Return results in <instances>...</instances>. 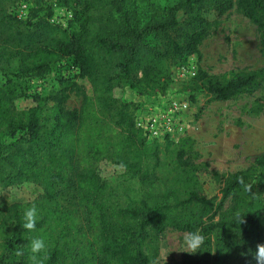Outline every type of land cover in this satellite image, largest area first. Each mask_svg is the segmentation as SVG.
<instances>
[{
    "label": "trees",
    "instance_id": "trees-1",
    "mask_svg": "<svg viewBox=\"0 0 264 264\" xmlns=\"http://www.w3.org/2000/svg\"><path fill=\"white\" fill-rule=\"evenodd\" d=\"M42 1L72 13L68 26L52 15L21 19L28 0H0V72L16 79L0 82V137H9L0 142V190H43L27 203L0 197V264H159L171 229L205 240L208 258L190 255L183 264H264V155L237 173L202 171L184 150L172 152L170 138L149 142L137 128L140 107L123 98L128 86L144 98L165 95L174 69L234 9L257 26L264 56V0ZM63 66L67 74L47 95L22 86ZM191 83L194 92L228 102L263 89L264 67L229 79L200 71ZM73 94L83 103L71 111ZM103 162L122 171L129 204L101 176ZM131 179L141 188L135 200ZM36 242L42 247L34 251Z\"/></svg>",
    "mask_w": 264,
    "mask_h": 264
},
{
    "label": "rangeland",
    "instance_id": "rangeland-1",
    "mask_svg": "<svg viewBox=\"0 0 264 264\" xmlns=\"http://www.w3.org/2000/svg\"><path fill=\"white\" fill-rule=\"evenodd\" d=\"M159 5L168 6L178 0H157ZM30 17L52 15L51 20L68 26L72 13L59 8L54 1L28 0ZM214 22L216 17L209 15ZM261 36L256 25L247 19L238 9L227 13L219 20V26L203 44L197 55L191 57L186 65L174 69L172 84L165 95L144 98L131 86L123 92V98L136 102L140 109L163 108L173 99L186 103L188 110L180 115L183 131L171 140L175 143L172 152L175 155L184 150L196 166L202 171L233 174L252 167L255 161L264 155V88L250 95L240 96L228 102H216L203 92L192 90V80L203 71L211 76L225 79L264 67L261 51ZM55 70V71H54ZM45 76H31L23 82L27 94L42 93L47 95L57 84L58 78L67 74L66 66L54 69ZM13 81L11 74L0 72L2 84ZM82 97L73 94L67 103L71 111L82 107ZM8 135L0 137L5 144ZM101 176L111 182L118 191L120 203L127 205L130 200L123 193L127 181H119L122 171L111 162H103L99 167ZM203 179L208 182L206 173ZM135 189L132 199L140 198L141 191L137 180L131 179ZM211 183V182H210ZM129 186V184L127 183ZM210 193L215 192L213 184H208ZM43 193L40 187L32 184L0 190V197L10 204L31 202ZM231 208V201L226 210ZM204 238L197 233H183L168 230L162 240L159 264H183L186 256L203 259L208 252L204 248ZM208 258V257H207Z\"/></svg>",
    "mask_w": 264,
    "mask_h": 264
},
{
    "label": "built area",
    "instance_id": "built-area-1",
    "mask_svg": "<svg viewBox=\"0 0 264 264\" xmlns=\"http://www.w3.org/2000/svg\"><path fill=\"white\" fill-rule=\"evenodd\" d=\"M28 4H22L17 11V16L27 19L29 15ZM55 22L54 20L52 21ZM157 107L149 110L140 109L136 116L137 128L147 136L149 142L170 138L183 131L180 115L188 110V105L182 101L169 100L166 105L158 110Z\"/></svg>",
    "mask_w": 264,
    "mask_h": 264
},
{
    "label": "clouds",
    "instance_id": "clouds-1",
    "mask_svg": "<svg viewBox=\"0 0 264 264\" xmlns=\"http://www.w3.org/2000/svg\"><path fill=\"white\" fill-rule=\"evenodd\" d=\"M34 212H35L34 209L28 210L26 212V218L28 219L29 222L25 225V227L32 228L34 226V222H33ZM40 247H42V244L39 242H36L34 244L33 250L35 251L39 249ZM260 259H264V246H261L258 249V260Z\"/></svg>",
    "mask_w": 264,
    "mask_h": 264
}]
</instances>
